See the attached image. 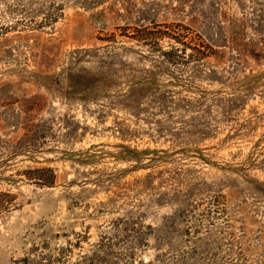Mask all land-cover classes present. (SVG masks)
<instances>
[{"label": "rangeland", "instance_id": "374dc122", "mask_svg": "<svg viewBox=\"0 0 264 264\" xmlns=\"http://www.w3.org/2000/svg\"><path fill=\"white\" fill-rule=\"evenodd\" d=\"M0 264H264V0H0Z\"/></svg>", "mask_w": 264, "mask_h": 264}]
</instances>
